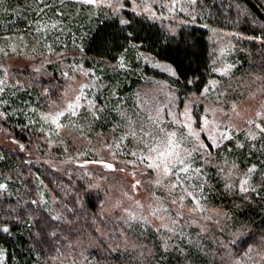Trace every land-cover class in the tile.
Returning a JSON list of instances; mask_svg holds the SVG:
<instances>
[{"label": "trees", "instance_id": "16d2710c", "mask_svg": "<svg viewBox=\"0 0 264 264\" xmlns=\"http://www.w3.org/2000/svg\"><path fill=\"white\" fill-rule=\"evenodd\" d=\"M196 15L195 23L169 31L130 10L117 15L73 0H0V40L32 39V61L42 71L60 74L69 63L93 71L107 110L85 118L88 133L103 134L117 123L118 112L110 109L115 97L131 93L142 76L167 77L148 72L136 59L139 51L172 66L175 75L167 79L182 99L198 98L202 105L248 95L264 104V0H198ZM205 25L251 39L236 41L231 80L221 77L223 86L204 98L217 67ZM28 65L19 68L21 83L0 92V264H264V139L241 133L213 151L197 184L201 220L163 236L148 224L106 212L109 187L97 182V170L87 162L57 171L40 156L46 145L39 115L51 101L46 87L55 82L40 79ZM61 142L50 157L75 155L80 146L70 136ZM244 175L249 184L242 190Z\"/></svg>", "mask_w": 264, "mask_h": 264}, {"label": "rangeland", "instance_id": "374dc122", "mask_svg": "<svg viewBox=\"0 0 264 264\" xmlns=\"http://www.w3.org/2000/svg\"><path fill=\"white\" fill-rule=\"evenodd\" d=\"M73 1L91 4L109 14L119 15L123 10H130L159 22L169 31L187 23H195L197 19L198 0H95V3ZM207 29L216 52L214 64L217 67L209 86L203 90L201 96L204 98L208 97L209 92L223 86L221 77L231 80V72L235 66L229 57L236 50V41L251 39L226 29ZM31 40L22 35L5 36L0 40V55H3L0 58V92L7 85L21 83L19 68L28 64L29 68L39 74L40 79L55 82V86L46 87V91L51 94V101L46 112L39 115L41 139L48 152H38L57 171L75 167L76 163L80 164L77 167L82 168V161L90 164L99 175L96 176L97 182L101 186L109 187L106 212H119V218L124 222L148 224L164 236L175 233L173 227L200 221L205 209L197 184L205 179V164L212 160L213 151L228 140H238L241 133L252 141L260 142L264 139V132L257 127L258 124L264 126L263 102L260 103L248 95L229 103L216 101L218 104L203 102L202 105L198 98L182 99L177 96L173 85L167 79L175 75L172 66L143 51L137 53L136 59L146 66L148 72L162 73L167 77L149 74L142 76L131 93L115 97L116 105L110 109H114L116 114L118 112L117 123L111 125L103 134L88 133L82 124L85 118H98L99 112L107 110L104 105L107 99L102 95L103 85L93 71L83 64H66L60 74L42 71L38 62L32 61L37 54L34 46H30ZM221 69L223 71H218ZM81 85L88 87L81 88ZM78 95L81 99L75 101ZM69 101L79 105L74 109L75 114L72 110L65 111ZM186 109L191 117V130L200 133L198 137L188 136L189 128L183 126L188 123V118L182 115ZM58 112H64V115L57 117ZM111 113L112 111L108 114ZM204 117L208 124H205ZM161 128L165 131H179L187 137L184 146L192 152L185 160L187 168L177 165V170L168 175L147 169L149 161L142 159L148 154L150 137L146 133H159ZM209 135L214 140L208 139ZM64 136H70L80 145L74 152L76 154L50 157L56 154L52 153L53 149L63 145L61 141ZM10 141L21 148L25 147L21 142L12 139ZM201 142L207 147H200ZM28 151L31 155L35 153L34 148H28ZM106 164L114 167L108 168ZM84 170L90 172L89 168ZM136 181L140 183L136 185ZM248 184L247 175L240 177V189H245ZM50 197V206L53 207L55 198L52 194ZM216 213L215 208L210 209L211 216Z\"/></svg>", "mask_w": 264, "mask_h": 264}, {"label": "snow or ice", "instance_id": "6c2138e0", "mask_svg": "<svg viewBox=\"0 0 264 264\" xmlns=\"http://www.w3.org/2000/svg\"><path fill=\"white\" fill-rule=\"evenodd\" d=\"M84 2L95 3V0H84ZM121 23H127V21H121ZM218 71L223 70L221 69ZM84 87H88V85H81V88ZM80 99L81 96L78 95L76 96L75 101H79ZM78 106L79 105L76 102L69 101L65 111L72 110L73 114H75L74 109ZM63 115L64 112H58L56 114L57 117ZM182 115L188 118L187 124H183V122H181L184 127L189 128L188 136L198 137L200 133L191 130V117L189 116L187 109ZM257 115H260V113H258ZM203 119L205 124L209 123L206 117H204ZM53 122H55V118ZM257 127L260 129L261 132H264V126L258 124ZM133 135H135V133H133ZM146 135L150 137L148 154L142 157V159L145 161H149V163H147L146 165L149 171L154 170L157 171L159 174L168 175L170 173H174L177 170V165H184L185 168H187L185 160L187 157H190L192 155V152L184 146L185 140L187 139L186 136L182 135L179 131H165L163 128L159 130V133H146ZM208 139L214 140V137L209 135ZM200 147L206 148L207 145L201 142ZM132 155H135V153H132ZM106 167L113 168L114 166L112 164H106ZM255 167L256 166L253 165L252 169H254ZM252 169H249V171H252ZM139 183L140 181H136V185H138ZM136 185H133V187H135ZM3 187L4 185H0V188ZM242 190L244 189L242 188Z\"/></svg>", "mask_w": 264, "mask_h": 264}]
</instances>
